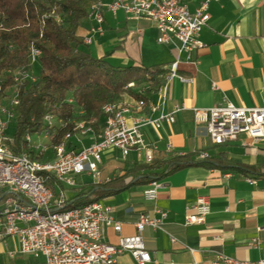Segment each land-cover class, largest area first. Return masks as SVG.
I'll return each instance as SVG.
<instances>
[{
  "label": "crops",
  "instance_id": "0c3cea01",
  "mask_svg": "<svg viewBox=\"0 0 264 264\" xmlns=\"http://www.w3.org/2000/svg\"><path fill=\"white\" fill-rule=\"evenodd\" d=\"M203 1L185 0V4L195 12ZM209 14L210 20L200 34L205 47L190 58L186 53L179 56L171 45L159 44V32L153 22L133 20L124 12L114 16L107 9L104 34L93 36V43L87 46L94 56L105 57L117 67L162 65L169 69L178 59L180 75L192 79L191 83L173 80L166 90L162 110L150 114L147 108L143 112L157 118L161 112L172 113L176 106L187 107L189 110L175 114L174 123H164L160 129L142 127L141 132L154 161L196 154L195 161L202 163L158 179L163 187L156 202L143 198L149 183L140 178L148 171L141 170L134 182L131 176L126 177V172L137 164H148L144 158H138L136 150L126 160L120 150L121 156L108 152L104 157L111 149L103 152L101 170L112 182L100 187L114 192L99 201L111 207L113 217L122 223L120 233L112 227L104 228L106 243L116 245L120 237L136 235L135 224L142 214L156 217L155 210H161L168 215L166 229L176 237V242L168 233L149 226L143 232L152 255L150 264H224L217 259L219 253L239 261L264 258V142L253 143L248 135L241 134L237 140L217 146L206 127L195 122L190 110L210 109L226 102L243 108L264 106V0L214 1ZM94 25L88 19L79 34L89 36ZM147 97L149 107L162 100L159 91ZM134 101L135 98L126 96L123 103ZM69 142L72 147L90 146L93 137L74 135ZM200 155L205 158L200 159ZM84 175L87 181L68 188L72 194L65 190L68 201L91 188H100L89 175ZM201 196L210 198L211 214L204 225L185 227L188 209ZM253 240L258 241L257 245H251ZM19 250L18 238L0 242V264H44L41 254L21 255ZM118 260L120 264L135 263L129 254Z\"/></svg>",
  "mask_w": 264,
  "mask_h": 264
},
{
  "label": "built area",
  "instance_id": "2783aa9c",
  "mask_svg": "<svg viewBox=\"0 0 264 264\" xmlns=\"http://www.w3.org/2000/svg\"><path fill=\"white\" fill-rule=\"evenodd\" d=\"M214 1L219 0H204L195 12H191L185 0H109L107 4L98 0L96 9L90 10V19L95 25L90 29V35L83 37L84 45H91L93 36L104 34V10L107 9L114 16L124 12L133 20L153 22L159 32V44L171 45L179 56L186 53L190 58L205 47L200 34L210 20L209 7ZM38 63V47L33 44V52L29 55V69L10 71V74L16 83L24 79L34 82L33 69ZM175 79L183 83L192 82L191 78L180 75L178 59L169 68L163 88L159 89L161 102L155 105V110L150 114L162 110L167 100L166 90ZM3 91V84L0 83V93ZM12 92L9 102L0 105V181H11V188L0 191V213H4V220L0 222V242L18 238L20 254H41L45 259L44 264H120L118 258L124 254H129L135 261L134 264H150L152 255L143 237L146 227L166 232L173 242L177 241L166 229L168 215L161 210H155L156 217L140 215L135 224L137 234L120 237L116 245L103 240L104 228L112 227L120 233L122 223L113 217L112 208L101 201L77 207L75 213L62 212V219H54V212H57V205H67L65 190L77 186L78 176L89 175L97 187L112 182L110 177H104L101 170L104 151L112 148L120 150L126 160L136 150L139 159L144 158L148 164L152 163L154 155L144 142L141 128L152 126L160 129L164 123L172 124L175 122V114L189 110L187 107L179 105L172 113L161 112L159 117L153 118L148 115H130L131 106H141L142 99L137 100V105L112 104L104 110L106 137H98L93 125L91 129L77 130V124H74V133L67 134L62 142L52 148L53 152H60V159L45 162L49 164V171H40V166L26 164L13 151L14 138L7 134V129L16 119L20 101L17 90ZM190 110L195 122L206 127L211 141L217 146L235 141L241 134L248 135L253 143L264 142V106L243 108L226 102L210 109ZM46 120L51 123L53 117L48 116ZM74 135H91L93 143L90 146L72 147L69 141ZM49 140V134H39V142L32 143L36 153L47 152L51 148ZM78 143L80 144V140ZM169 150L172 151L171 147ZM204 158V155H200V159ZM42 173L51 174L61 185L58 196L45 185ZM248 182L253 181L248 179ZM21 187L34 189L36 200L23 197ZM162 187L160 181L154 178L143 192L144 200L156 202ZM12 204L39 205L40 213H31V218H23V212L12 211ZM210 214L211 200L208 196H201L188 209L184 226L204 225ZM257 243V240H253L251 245L255 246ZM217 259L224 264H264V258L258 261H239L222 253L217 254Z\"/></svg>",
  "mask_w": 264,
  "mask_h": 264
},
{
  "label": "trees",
  "instance_id": "16d2710c",
  "mask_svg": "<svg viewBox=\"0 0 264 264\" xmlns=\"http://www.w3.org/2000/svg\"><path fill=\"white\" fill-rule=\"evenodd\" d=\"M96 1L0 0V83L4 87L0 105L7 104L10 92L17 90L20 104L12 134L15 153H28L38 161L50 160L52 148L67 134L74 133L75 121L82 119L100 132L106 105L121 103L126 96L149 103L147 95L158 92L164 84L169 69L162 65L117 67L87 49L79 30L90 19V8ZM33 44L41 52L33 69L36 81L24 79L16 83L9 72L29 69ZM48 116L53 117L51 123L46 120ZM29 134H49L51 148L36 153L27 141ZM195 156L175 155L167 160L137 164L126 172V177L131 176L134 182L139 172L145 170L147 174L140 179L150 183L154 178L202 164L195 161ZM42 177L58 196L61 185L55 177L49 173H42ZM112 192L114 189L91 188L69 200L66 208L98 202Z\"/></svg>",
  "mask_w": 264,
  "mask_h": 264
},
{
  "label": "bare ground",
  "instance_id": "6f19581e",
  "mask_svg": "<svg viewBox=\"0 0 264 264\" xmlns=\"http://www.w3.org/2000/svg\"><path fill=\"white\" fill-rule=\"evenodd\" d=\"M96 4H98V0L92 5L90 10H95ZM32 52H33V46L30 47V54ZM40 56H41V52H40V50H38V58H40ZM9 74H10V72H9ZM160 89H162V88H160ZM119 104L137 105V99L133 103L121 102ZM110 105H112V104L106 105L104 107V110H106ZM147 108L149 109V113H151L153 110H155V105H152L149 107L147 105V102L142 99V105L141 106H131L130 115H145V114H143V112ZM74 124H77V130L91 129V126H92V125L84 123V121H81L80 123L74 122ZM34 135H37V134H29L27 136V141L31 145L33 143L32 136H34ZM98 137H106L105 119H104L103 125L100 129V132H98ZM19 156H21V158H23V161L26 164H28L30 166H40V171H49V164H45V162H52L54 160L60 159V152H53L52 159L47 160V161L34 160L32 158V156L29 155L28 153H21V154H19ZM7 188H11V181H0V191L7 190ZM21 195L23 197L29 198V200H36L35 190L31 189L29 187H21ZM12 211L13 212H23V218H31V213H40V206L39 205L12 204ZM62 212H64V213H75V208L67 209L66 205H57V212H54V219H62ZM2 220H4V213H0V222H2Z\"/></svg>",
  "mask_w": 264,
  "mask_h": 264
},
{
  "label": "rangeland",
  "instance_id": "374dc122",
  "mask_svg": "<svg viewBox=\"0 0 264 264\" xmlns=\"http://www.w3.org/2000/svg\"><path fill=\"white\" fill-rule=\"evenodd\" d=\"M96 55V54H95ZM33 72V71H32ZM33 77L32 78H34L33 80H34V82L36 81V76H35V74L33 73V75H32ZM13 92H10V94H12ZM125 99V98H124ZM136 100V99H135ZM82 121V119H79V120H77V121H75V123H80ZM14 127H15V123L12 121L11 123H10V125H9V128L7 129V134H9V135H12L13 134V132H14ZM32 140H33V142H37L38 140H39V134H37V135H34V136H32ZM39 142V141H38ZM113 153V154H116V155H120L121 156V154L118 152V150L117 149H114V148H112L111 150H109V151H107V152H105L104 153V157H106L109 153ZM88 180V177L87 176H81V177H78L77 179H76V181H77V183H78V185L79 184H83V182L84 181H87ZM66 194H72V190L71 189H68L67 191H66ZM30 256V255H29ZM34 256V255H33Z\"/></svg>",
  "mask_w": 264,
  "mask_h": 264
}]
</instances>
